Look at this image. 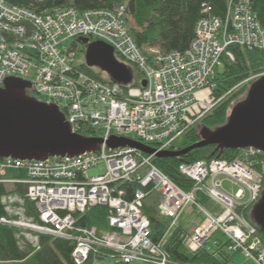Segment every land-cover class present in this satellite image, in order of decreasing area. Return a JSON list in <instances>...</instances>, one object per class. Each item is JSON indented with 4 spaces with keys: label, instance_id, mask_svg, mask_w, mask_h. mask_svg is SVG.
<instances>
[{
    "label": "built area",
    "instance_id": "built-area-1",
    "mask_svg": "<svg viewBox=\"0 0 264 264\" xmlns=\"http://www.w3.org/2000/svg\"><path fill=\"white\" fill-rule=\"evenodd\" d=\"M78 37L106 43L117 60L130 68L133 65L143 80L135 82L134 76L132 84L123 86L87 74L81 68L86 63L78 61V46L72 45ZM231 46L264 52V28L254 12V0H229L225 18L205 7L187 50L158 49L151 57L134 41L123 8L80 13L67 7L38 14L0 0V87L9 78L30 82L39 98L60 107L73 133L105 141L97 152L74 158L0 159V176L12 170L21 173L19 178L1 181L27 187L26 197L40 221L27 218L24 200L8 193L2 199L8 217L1 222L23 229L22 236L35 247L38 238L33 233L74 241L77 264H84L92 250L100 247L115 251L127 264H180L150 238L151 224L143 207L147 197L157 192L161 216L172 220L170 231L179 227L178 220L190 203L203 215L184 241L190 252H198L214 234L221 233L231 242L232 252L264 264V241L244 214L262 195V151L240 149L231 161L183 163L180 173L193 183L191 191H184L152 163L155 156L133 147L110 148L106 143L113 136L125 137L157 152L171 150L175 140L218 102L210 95L223 58L235 60ZM263 76L264 68L250 80ZM207 91L209 101L198 98ZM101 167L100 174L89 175ZM225 181L231 190L235 185L241 188L232 195L225 190ZM127 182L140 186L132 199H127L120 186ZM197 194L222 210H208ZM96 206L108 207L112 232L100 235L96 228L77 226L74 215Z\"/></svg>",
    "mask_w": 264,
    "mask_h": 264
},
{
    "label": "trees",
    "instance_id": "trees-1",
    "mask_svg": "<svg viewBox=\"0 0 264 264\" xmlns=\"http://www.w3.org/2000/svg\"><path fill=\"white\" fill-rule=\"evenodd\" d=\"M11 5L31 9L38 14H45L56 8L72 7L80 13L96 9H125L129 20L131 17L137 28H130V33L140 49H159L161 52L187 50L194 37L197 22L202 17L203 9L209 7L212 13L225 18L228 11L229 0H6ZM254 12L264 28V0H254ZM82 38H76L73 46L82 44ZM85 50V47H84ZM235 60L223 58L222 70H219L215 82L216 88L210 97L215 106L207 112L196 124L188 128L185 134L189 138L183 148L191 146L202 138L204 132H208L227 122L233 107L243 102L247 96L248 84L251 77L261 73L264 68V52L260 49H249L241 46H231ZM87 74L96 79L112 84L100 74L93 71L86 64L81 66ZM136 68H133L135 73ZM30 93V92H29ZM32 95L37 97L32 90ZM243 97V98H242ZM242 98V99H241ZM183 148L171 147V150ZM240 150L225 149L220 153L216 146L196 148L181 157L152 158V163L175 184L184 191H191L192 181L180 173L183 163H195L212 159L233 160ZM216 152L214 155L213 153ZM18 171H8L5 177L0 176V264H77L73 254L75 242L72 240L57 238L45 234L33 233L38 238V246L35 247L23 236V229L10 226L1 222L8 217L6 207L2 202L8 193L18 194L25 202V216L33 217L39 223L38 213L34 204L26 197L27 187L20 184H6L4 178H19ZM121 188L126 192L127 199H132L139 184L122 183ZM148 198V197H147ZM196 199L203 206L211 202L202 194H197ZM144 214L151 224V240L155 244H161L172 261L180 264H232L237 252L230 250L231 242L222 238L216 239L214 251L205 246L196 253L190 252L184 241L188 232L182 227L171 230L172 220L163 218L159 212L158 204H147L143 207ZM247 219L256 227L260 237L264 241V234L260 227L252 219L250 209L244 212ZM77 226L96 228L101 234L112 232L110 227L109 209L105 206L91 207L84 213H76ZM215 235V234H214ZM105 257L120 258L110 249L94 248L84 264H95ZM124 263V262H123ZM125 264V263H124Z\"/></svg>",
    "mask_w": 264,
    "mask_h": 264
},
{
    "label": "water",
    "instance_id": "water-1",
    "mask_svg": "<svg viewBox=\"0 0 264 264\" xmlns=\"http://www.w3.org/2000/svg\"><path fill=\"white\" fill-rule=\"evenodd\" d=\"M80 42L86 51V65L99 67L110 81L127 86L133 83V70L120 63L114 49L102 41ZM143 87L147 85L143 81ZM30 82L9 78L0 87V159L44 161L74 158L97 152L104 140L72 132L65 114L56 104H47L28 94ZM110 148L133 147L150 156L181 157L193 149L216 146V151L255 148L264 153V76L250 86L245 100L233 107L227 122L202 134L200 141L180 150L157 152L154 148L125 137H111ZM216 152L213 153V155ZM251 216L264 234V190Z\"/></svg>",
    "mask_w": 264,
    "mask_h": 264
},
{
    "label": "rangeland",
    "instance_id": "rangeland-1",
    "mask_svg": "<svg viewBox=\"0 0 264 264\" xmlns=\"http://www.w3.org/2000/svg\"><path fill=\"white\" fill-rule=\"evenodd\" d=\"M36 1H41V0H36ZM129 24H130V28H137L136 27V25H135V23H134V20L131 18V17H129ZM90 42H93L92 40H90ZM144 51V53L147 55V56H149V57H151V56H153L154 54H156V52H158V49H156V50H150L149 48H146V49H144L143 50ZM77 54H78V61L79 62H86V51L84 50V45L83 44H79L78 45V47H77ZM132 68H134V66L132 65V67H131V69ZM93 69V71L95 72V73H97V74H100L102 77H104L106 80H110V77H109V75L106 73V72H104L103 70H101L99 67H93L92 68ZM219 70H222V68H219ZM133 75L135 76V82H141L142 80H143V77H142V75H140L139 74V72L137 71V70H135V73H134V71H133ZM254 81H252V82H250V84H248V87H247V90H249V88H250V86L252 85V83H253ZM30 92V93H29ZM28 94L29 95H31V96H33L32 95V89L31 90H29L28 91ZM199 99H202V100H204V101H209L210 100V98H209V92L207 91V92H204V93H202V94H199V97H198ZM243 98V97H242ZM241 98V99H242ZM38 99L40 100V101H43L41 98H39L38 97ZM100 133H98V135H99ZM187 143H189V138H188V136L186 135V134H183L182 136H180L179 138H177L176 140H175V142H174V144H173V146L175 147V148H183ZM101 171H103V167H101V168H94V169H92V170H90L89 171V175L90 176H95V175H98V174H100L101 173ZM143 171H147V168H145V170H143ZM237 186V187H236ZM264 187V186H263ZM224 188H225V190L228 192V193H231L232 195H234L235 194V192L238 190V189H240L241 187L239 186V185H235V188H233V190H231V185H230V183L227 181H225V183H224ZM238 188V189H237ZM263 190H264V188H263ZM160 198H161V195H160V193H157V192H155V193H153V194H151L145 201H146V203L147 204H150V205H152V204H159V202H160ZM261 198V197H260ZM260 200V199H259ZM257 203V202H256ZM255 203V204H256ZM255 204L254 205H252V206H250V207H248L249 209H250V215H251V213H252V210H253V207L255 206ZM205 208H207L208 210H210V211H217V212H219V211H221L222 209H221V207L219 206V205H217L215 202H213V201H211V202H209L207 205H205L204 206ZM192 208H194V209H196V207H194V206H192V204L190 203V204H188L187 206H186V211H183V214H181V218H183V219H181L180 218V220H181V223H183L184 225L187 223V221H185V217H188V218H190V210L192 209ZM197 210V209H196ZM195 210V214H197V212L198 211H196ZM200 214V213H199ZM183 216V217H182ZM203 216V215H202ZM252 217V216H251ZM195 218V217H194ZM193 218V219H194ZM253 219V218H252ZM179 221V220H178ZM198 223V222H197ZM196 223V224H197ZM196 224H194V226L192 227L193 228V230L197 227V226H195ZM187 226V225H186ZM191 228V226H189V227H187L186 229H189V230H191L192 229ZM189 230H187V231H189ZM193 230L189 233L188 232V234L186 235V237L187 236H189L192 232H193ZM219 235H221V233H216L213 237L214 238H212L211 240H209V242H206L205 243V245L207 244L208 246L210 245H213L214 244V239L215 238H217V236H219ZM237 254H241V253H237ZM251 260H253V259H251ZM253 261H255L257 264H260L257 260H253ZM124 261H122V259L121 258H113V257H105V258H102V259H99V260H97L96 262H95V264H124L123 263ZM125 264H127V263H125ZM130 264H147V263H143V262H139V261H135V262H133V263H130Z\"/></svg>",
    "mask_w": 264,
    "mask_h": 264
},
{
    "label": "crops",
    "instance_id": "crops-1",
    "mask_svg": "<svg viewBox=\"0 0 264 264\" xmlns=\"http://www.w3.org/2000/svg\"><path fill=\"white\" fill-rule=\"evenodd\" d=\"M195 210L196 209H194V208H192L191 210H190V218H188V217H185L184 219H185V221H187V223L184 225L183 223H181V220H180V218H181V216H180V218H179V221H178V224H179V227H182L184 230H189V229H186L187 227H189V226H191V228L194 226V224H196L197 222V224L195 225V226H197L201 221H202V215L201 214H199V212H197V214H195L194 212H195ZM184 211H186V209L184 210ZM196 211H198V210H196ZM183 214V213H182ZM183 217V216H182ZM195 217V218H194ZM194 218V219H193ZM181 219H183V218H181ZM187 225V226H186ZM193 230V228L191 229V230H189V231H187V232H191ZM214 238V237H213ZM218 238H222V236L221 235H219V236H217V238H215L214 240H216V239H218ZM215 242V241H214ZM205 247L206 248H208L209 250H211V251H214L215 250V248H216V245H215V243L213 244V245H205ZM237 253H241V254H236V256L234 257V261H233V263L232 264H257L255 261H253V260H251V259H248L242 252H237Z\"/></svg>",
    "mask_w": 264,
    "mask_h": 264
},
{
    "label": "bare ground",
    "instance_id": "bare-ground-1",
    "mask_svg": "<svg viewBox=\"0 0 264 264\" xmlns=\"http://www.w3.org/2000/svg\"><path fill=\"white\" fill-rule=\"evenodd\" d=\"M111 227V226H110ZM113 229V228H112Z\"/></svg>",
    "mask_w": 264,
    "mask_h": 264
}]
</instances>
